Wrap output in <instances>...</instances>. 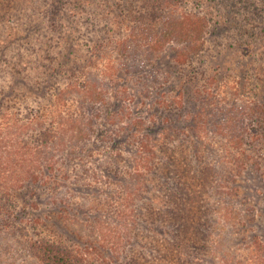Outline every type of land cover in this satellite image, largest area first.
<instances>
[{"label": "trees", "instance_id": "trees-1", "mask_svg": "<svg viewBox=\"0 0 264 264\" xmlns=\"http://www.w3.org/2000/svg\"><path fill=\"white\" fill-rule=\"evenodd\" d=\"M73 1L80 12L70 18L62 12L48 16L51 28L62 32L58 52L37 54L32 47L24 58L18 49L21 59L12 68L14 78L6 86L0 81L2 240L13 246V254L30 258L34 264H206L215 221L224 233V243L217 241L213 248L216 264H264V101L253 92V99L232 95L228 105L216 106L218 97L212 90L220 74L204 70L210 69L208 59L203 58L210 50L208 16L185 8L184 0H136L139 7L135 9V0ZM207 1L224 6L221 9L232 15L230 26L241 28L240 45L249 49L240 59L246 57L248 68L259 71L255 64L264 57V36L256 33L255 26L246 28L249 19L243 16L247 11L256 18V1ZM92 5L97 10L88 12L86 7ZM11 7L0 0L3 29L12 19L5 15ZM87 13L92 14L93 37L109 30L108 15L119 34L107 43L96 42L103 48L100 54L97 48L77 58L73 31L84 35L80 19ZM63 16L70 22L73 18L79 28L70 33L62 24ZM223 28H216L219 36L212 47L228 50L233 45L221 37ZM27 29L28 36L22 39L36 31L32 26ZM0 43L5 44L0 49L3 57L2 50L9 45L4 40ZM170 47L178 65L176 80L171 81L158 64ZM222 54L217 51L211 57ZM200 58L204 64L196 68L194 60ZM39 59L48 64L39 68ZM26 64L28 69H24ZM258 67L264 69L262 63ZM247 69L241 70L244 75L239 80H244L245 87L247 83L252 86ZM64 79L66 83L61 82ZM128 81H135V90ZM31 94L38 100L17 99ZM130 94L143 98L137 104L128 98ZM158 95L153 112L139 109L145 99L152 102ZM177 139L194 143L189 157L198 165L196 169L183 149L172 147ZM202 148L209 158L205 167L198 156ZM129 152L131 157H127ZM186 165L189 168H182ZM201 167L198 176L194 172ZM206 171L211 172L212 181L205 178ZM248 181L257 183L256 201L242 212L236 208L237 201L249 196L243 186ZM213 189V195L229 199L220 206L222 210L210 201ZM89 193L99 197L98 202L93 196L86 198ZM93 201L97 206L90 204ZM115 205H122L124 214L129 210L128 220L134 217L131 226L120 219L127 231L121 257L116 256L121 243H104L110 223L101 211ZM81 219L97 226L88 228ZM229 228L231 232L226 233ZM158 237L164 238L158 241ZM230 238L237 240L236 247L244 245L252 259L237 261L232 250L226 249Z\"/></svg>", "mask_w": 264, "mask_h": 264}, {"label": "rangeland", "instance_id": "rangeland-1", "mask_svg": "<svg viewBox=\"0 0 264 264\" xmlns=\"http://www.w3.org/2000/svg\"><path fill=\"white\" fill-rule=\"evenodd\" d=\"M256 1V2H255ZM6 2L7 4L10 3L12 5V7L7 10L8 12L5 15L11 16V20L10 23H8L6 25V28L3 29V25L5 22H1L0 23V41L4 40L8 43L9 47H6L4 50H2V54L3 57H0V81L2 82V84L4 86H6L7 84H10L12 79L14 78V70H12V68H15V63H17L20 59L17 57L18 54V49H21L22 52H24V58H27L28 55L31 54L30 50L32 49V47H36L37 48V54H42L43 51H47L49 52L51 55L55 54L58 52V47H59V42L61 41L62 38V32L59 33L56 30H53L51 28L50 22L48 23V16H54L55 14H58L59 12H62L63 15L64 13L67 14V17L70 18L71 15L73 13L76 12H80V8H78L76 6V4L74 3L73 0H3V3ZM73 2V3H72ZM136 2V6H133V8L135 9L138 6V2L135 0ZM184 2H186L185 8H188L190 10H196L197 12H202L205 15L208 16V18L210 19V35L208 37V48H210V50L207 52V55L204 56L203 58L208 59V63L210 65V69L206 70L205 66L201 67V68H205L204 70L206 72L210 71V73L212 74H220L219 75V82H217L218 84L214 85L213 90H212V94L214 95V97H218L217 98V107L221 106V105H228L227 103L230 102L231 96L234 95V97H239L242 99H253V92H257L259 99L263 102L264 101V69L262 67H258V64L262 63L264 65V57H262L259 62L257 64H255V66L257 68H260L259 71H255L253 72V70H250L248 68L249 64H247V60L246 57H243V59H240V56H242V54H244L246 52H249V49H247L244 46V43L241 47L240 43L243 42V39L240 38L239 33L241 32V28L238 27H233L231 28V24H230V20L228 18H231L232 15H227V9H221L224 6H220L219 4L215 3V2H210L207 0H184ZM256 7L259 8V12L256 16V18H252L249 16L248 12L246 11L245 15L249 20L248 23L245 22V26L246 28H251V26H255L256 27V33L257 34H261L264 36V23L262 18H264V0H254ZM62 3V4H61ZM142 5V3L140 2L139 5ZM62 5V7H61ZM140 5V6H141ZM183 5V3H182ZM60 8V9H59ZM87 11H91L92 9L96 7H94V5L90 6V7H86ZM128 9V7L126 8V10ZM3 10V9H2ZM5 11V10H4ZM102 15H107L105 14L104 11H99ZM91 15L92 14H88L83 16L80 19V23H81V31L84 32V35L79 37L77 31H73L74 33V43L78 44L76 45L78 47V52H76V54L74 55V57L80 58V54H83V51H91V52H96V49L100 47L97 46L98 43H101L105 40V43H107V41L113 37L114 35L117 36V34H119L118 32V28L117 25L114 23L113 17H111V15L109 16V19H107L109 21V30H107L106 32H104L103 34L100 33L99 37H93V29H91V25L93 24L92 20H91ZM226 15V16H225ZM243 16H241V19L243 20ZM254 17V15H252ZM263 16V17H262ZM237 18V16L235 15V19ZM73 19V18H72ZM70 19L67 20L64 18L62 19V24L66 25L71 33V30H76L79 28V25L76 24L74 22V20ZM78 19V17H77ZM85 20V23L83 22ZM116 22V21H115ZM27 25V26H26ZM32 26V29L35 28L36 31L32 32L30 37L26 39V37L24 39L21 38V36H28L27 33L28 31V27ZM225 27L223 29H221L219 32H222L221 37L225 40V43L232 46V48L230 49H226L225 46L221 47L220 49L216 48V47H212L214 42L218 39V34L215 33V30L217 27ZM229 27V28H228ZM31 29V30H32ZM237 29V31L235 30ZM30 30V31H31ZM112 30V31H110ZM252 30V29H251ZM28 31V32H26ZM75 32L77 34H75ZM238 32V33H237ZM102 34V35H101ZM15 36V37H14ZM17 36V37H16ZM107 37V38H104ZM233 37V38H232ZM91 38H93L94 42L91 43ZM22 39V40H20ZM36 39H39V41H36ZM100 40V41H99ZM96 42H98L96 44ZM29 45H26L28 44ZM245 43H251V41H247ZM5 44L0 43V49L3 48ZM7 45V44H6ZM80 47V48H79ZM252 48H254V45H252ZM102 49H100L99 53L100 54L102 52ZM217 51H223L224 54L221 55V57L216 56L215 58L211 57V54L216 55ZM11 54V55H10ZM239 54V59H237V55ZM1 55V53H0ZM10 55V56H9ZM78 55V56H77ZM6 56V57H4ZM9 56V60L7 59V57ZM19 56V54H18ZM161 60L158 63L162 68H164V71L167 72L165 73L168 74V80H176V76H177V72H178V65L177 63L174 61V57H175V53H174V49L172 47L168 48L167 51H165L163 53V55L161 56ZM200 58L199 60H194V65L196 68H199L200 66H202L204 63L202 62ZM80 61V59H79ZM29 62V60H28ZM39 64H37V66L40 68L41 65L43 64H48V62H43L41 59H39ZM21 68H23V63H21ZM28 69V65H24V69ZM188 68V67H185ZM248 68V69H247ZM249 72L248 78H250L252 86H250L251 84L247 83L248 85L245 87L244 86V80L240 83L239 80L241 79V76L244 75L241 73V70H245ZM40 70V69H39ZM10 72V73H8ZM35 73H39L37 70H35ZM191 73V68H189V70L186 72L187 76L188 74ZM28 75L27 73H21V76L23 75ZM167 76V75H166ZM186 76V77H187ZM63 78V77H62ZM61 82H67L66 79L62 80ZM130 86H133L134 82H130L128 81ZM63 84V83H62ZM255 86V87H254ZM138 87V86H137ZM221 87V89H220ZM134 88V86L132 87ZM194 88V87H193ZM252 88V89H251ZM135 90V88H134ZM168 90V87H167ZM194 91V89L192 90ZM160 93H162L163 91H159ZM161 95V94H160ZM160 95L155 96L154 99L151 101L145 99L144 101V105L139 106V109L141 110H146V111H151L153 112V101L157 98L160 97ZM179 97V96H178ZM39 97H37L35 94H31V95H27V96H21L17 99L21 100L22 102L25 103H33L35 101L38 100ZM127 98V97H126ZM130 100H136L137 104L138 102H140L142 100V96L141 94H130L129 97ZM255 98V97H254ZM164 99L169 100V98L167 97V94H165ZM41 100V99H39ZM179 101V100H177ZM132 103V102H131ZM138 110V109H137ZM135 111V110H134ZM185 133V132H184ZM183 133L184 136L188 135L186 133V135ZM171 134L168 135V138H170ZM208 139V137H206ZM206 139V140H207ZM170 140V139H169ZM168 140V141H169ZM184 142L180 141L179 139H177V141L172 142L171 145L172 147H176L178 150L183 149L185 151V154L189 157L191 156V153H194V143L192 142H188L186 141V139H183ZM209 141V139L207 140ZM211 141V140H210ZM213 141H217L216 139ZM201 154V155H200ZM200 154L198 156H200L202 158V162L203 163V167L207 166L209 158L205 153V150L200 151ZM132 153H127V157H131ZM190 158V157H189ZM191 159V163L194 164L193 159ZM195 165V164H194ZM205 165V166H204ZM198 165H195V169L197 168ZM189 168V165L184 166L182 168ZM203 167L198 168L194 173H196L198 176L201 173V171L204 169ZM186 168V169H187ZM193 169V170H195ZM191 172V171H190ZM255 174H258L255 170H254ZM191 174V173H190ZM189 174V175H190ZM206 177L208 178L209 181H212V174L210 171H206L204 174ZM194 176V175H193ZM260 174H258V176L256 177L257 179L260 178ZM248 178V177H247ZM255 179V181L257 180ZM253 179H251L252 181ZM242 181V178L241 180ZM248 181V183H243V186L246 188H248L249 196L247 197V199L245 198L244 201H237V209H240L242 212L243 210H245V208H248L249 206H252L255 201V193H254V189H255V185L257 183L255 182H251ZM249 184V186H247ZM251 185V186H250ZM111 186H113V188L115 189V185L112 182ZM252 188V190L250 189ZM243 190H245L243 188ZM251 190V191H250ZM212 191H214L212 193V198H210V201L213 205V207L216 205L217 210H222V207L220 208V206H224L223 202L226 200L228 201L229 199L223 197L222 196H217L213 195L215 194V190L213 189ZM92 194V193H91ZM90 193L88 194V196L86 198H92V200H95L96 202H98L99 197H94V195H91ZM91 200V199H90ZM236 200V199H234ZM225 201V202H226ZM89 202V201H87ZM224 202V203H225ZM235 202V201H234ZM236 203V202H235ZM91 205L94 206V204H96L95 206H97V203H95L93 201V203H90ZM226 205V203H225ZM118 205H115L113 207L110 208H106L104 211H101V214L104 218V220H106L107 222L110 223L109 228L106 230V240L104 243H111L112 241L115 242H119L122 244V249H121V253L120 254H116L120 255L118 257H121L124 251V242L125 240L124 238V234L125 229H122V226L120 224H122L120 222V219L125 218L123 220V222L125 221V224H128L129 226H131V223L133 221V216L130 217V220H128L125 216H129V210L126 211V214L123 213V206L121 205L118 209ZM95 208H99V207H95ZM101 209H103V207L100 206ZM99 208V209H100ZM116 208V209H115ZM96 211L93 213L95 215ZM98 215V214H97ZM212 217L214 218L215 216H213L212 213ZM82 222H85V225L89 228V226H97V223H92L89 221L86 222L85 220L81 219ZM88 223V224H87ZM121 226V227H120ZM221 225H219L218 223H216L215 221L212 222V235L211 238H209L208 243H210L209 245V249L206 255V264H216L217 261V254L215 251H213V248H215V244L217 241H219L221 244L224 243L223 239L221 238L224 233L223 231L221 232V230H223V228L220 227ZM131 228V227H129ZM128 228V229H129ZM131 232H133L130 229V234ZM226 233L231 232V228H229V230H225ZM164 237H158V241H161ZM90 239V238H89ZM109 240V241H107ZM141 240H144V238H141ZM236 241L237 240H233V239H228L225 243L228 245V247L226 248L227 250L230 249L232 250L231 252L234 253V256L236 257L237 261H245V258L248 259H252L253 256H251V253L247 252V249H244V245H238V247H236ZM240 242V241H239ZM241 243V242H240ZM239 243V244H240ZM162 244V242L160 243ZM98 246H96L95 248H97ZM98 249H100L98 247ZM102 250V249H100ZM137 251L141 252V248L137 247ZM148 251V250H147ZM146 251V252H147ZM250 252V251H249ZM147 256H149V253H147ZM219 256L221 257V254L219 253ZM149 258V257H148ZM0 264H34V261L30 258H26L25 256H22L21 254H13V246L10 245L9 242L2 240V237H0ZM167 264V263H166ZM250 264V263H249Z\"/></svg>", "mask_w": 264, "mask_h": 264}]
</instances>
